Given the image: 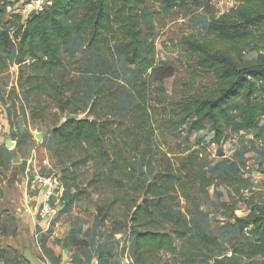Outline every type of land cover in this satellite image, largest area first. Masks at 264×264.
Wrapping results in <instances>:
<instances>
[{"label":"rangeland","instance_id":"obj_1","mask_svg":"<svg viewBox=\"0 0 264 264\" xmlns=\"http://www.w3.org/2000/svg\"><path fill=\"white\" fill-rule=\"evenodd\" d=\"M22 3L0 0V32L6 37L0 71V264H28L24 251L42 264H98L102 259L107 264H134V236L129 227L115 231L112 220L125 221L127 205L134 199L142 203L144 197L153 202V228H172L157 208L159 202L165 211L195 220L224 249L248 247L254 238L234 223V217L264 206V120L259 130L227 133L216 145L207 130L188 135L179 116L184 98L211 94L220 86L204 54L188 43L222 46L207 29L234 3L205 0L200 5L163 7L147 0L153 32L145 49L153 58V73L139 70L109 48L89 49L84 35L73 36L62 48L60 75L70 108L77 117L95 120L89 113L95 107L100 117L118 127L113 143L123 148L134 169L124 191L93 183L97 170L91 163L72 166L56 158L52 126L70 113H58L45 96H28L19 83L15 33L26 20ZM238 58L244 65L255 64L258 51L246 47ZM189 162V173L213 176L214 186L202 190L187 174L174 182L173 191L144 194L146 186L169 171L177 174ZM104 169L112 173L110 162ZM227 175L243 181L239 196L224 183ZM44 204L49 207L46 214ZM97 206L108 207L105 219ZM165 259L164 254L155 258Z\"/></svg>","mask_w":264,"mask_h":264},{"label":"trees","instance_id":"obj_2","mask_svg":"<svg viewBox=\"0 0 264 264\" xmlns=\"http://www.w3.org/2000/svg\"><path fill=\"white\" fill-rule=\"evenodd\" d=\"M150 1L172 7L200 5L205 0ZM232 1L234 6L212 21L207 29L222 46L217 48L213 43L197 41L188 43L190 48L204 54V61L220 82L219 88L214 93L190 95L179 102L180 124H186L187 134L207 130L212 134L211 142L216 145L227 139V133L259 130L260 122L264 120V0ZM146 2L53 0L42 12L21 23L15 33L19 40V83L25 86L26 94L36 100L45 96L58 113L72 115L52 126L55 156L59 163L68 162L72 166L91 163L97 170L93 183L102 182L120 191L127 188L126 182L131 184L134 169L123 148L113 143L118 127L109 119L100 117L95 107L89 111L95 115V120L89 116H76L77 112L70 108L71 100L60 75L61 52L73 36L84 35L89 49L100 52L109 48L139 70L151 69L153 73V58L145 49L146 40L153 32L152 15ZM5 39V34L0 32V71L4 67ZM249 46L257 49L258 62L244 65L236 57H240L244 48ZM33 116L39 115L35 113ZM107 162H110L111 174L104 169ZM187 165L192 167L191 162L184 163L177 174L169 171L162 175L158 181L146 186L144 194L147 191H173L174 182H181L187 174L197 179L202 190L214 186L213 176L189 173ZM236 178L227 175L223 181L239 196L243 181L237 183ZM152 204L148 197H144L142 203L134 199L127 205L125 221L115 223L116 219L112 220L115 231L130 228L134 236V264H264V206L256 205L246 216L234 217V223L248 231L254 241L246 248L234 246L226 250L195 220L175 216L165 211L159 202L156 206L172 228L171 231L153 228ZM97 211L103 219L109 213L108 207L97 206ZM160 254L166 259L156 261Z\"/></svg>","mask_w":264,"mask_h":264},{"label":"built area","instance_id":"obj_3","mask_svg":"<svg viewBox=\"0 0 264 264\" xmlns=\"http://www.w3.org/2000/svg\"><path fill=\"white\" fill-rule=\"evenodd\" d=\"M53 0H23L21 12L24 14L25 18L42 12L47 6L52 3ZM230 3H233L232 0H228ZM1 131V128H0ZM48 205L44 204L43 212L44 214L48 213Z\"/></svg>","mask_w":264,"mask_h":264},{"label":"water","instance_id":"obj_4","mask_svg":"<svg viewBox=\"0 0 264 264\" xmlns=\"http://www.w3.org/2000/svg\"><path fill=\"white\" fill-rule=\"evenodd\" d=\"M66 116H67V118L72 117V115H70V114H66ZM36 137L38 139H40L41 135L37 134ZM23 254H24V256H25V258L29 264H42L40 262V260L32 252L24 251ZM107 263H108L107 260H104V259L98 261V264H107Z\"/></svg>","mask_w":264,"mask_h":264},{"label":"crops","instance_id":"obj_5","mask_svg":"<svg viewBox=\"0 0 264 264\" xmlns=\"http://www.w3.org/2000/svg\"><path fill=\"white\" fill-rule=\"evenodd\" d=\"M12 264H25V263L20 261V262H18V263H17V262H14V263H12Z\"/></svg>","mask_w":264,"mask_h":264}]
</instances>
